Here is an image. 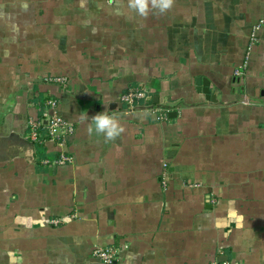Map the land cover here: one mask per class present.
Listing matches in <instances>:
<instances>
[{"label":"crops","instance_id":"obj_1","mask_svg":"<svg viewBox=\"0 0 264 264\" xmlns=\"http://www.w3.org/2000/svg\"><path fill=\"white\" fill-rule=\"evenodd\" d=\"M129 2L0 0V264H264V0Z\"/></svg>","mask_w":264,"mask_h":264},{"label":"built area","instance_id":"obj_2","mask_svg":"<svg viewBox=\"0 0 264 264\" xmlns=\"http://www.w3.org/2000/svg\"><path fill=\"white\" fill-rule=\"evenodd\" d=\"M255 34L252 35L251 40H254ZM56 82H64V77H56L52 79ZM148 96V93L144 88H135L130 89L127 92L123 93L120 99L129 106V109H132L134 105H136L141 99H144ZM46 106H48L47 110L44 111V117H47V130L48 134L52 139H63L68 135L73 134L75 127L58 112V104L55 98H48L45 102ZM149 111L159 113L161 119H165L167 117V110L163 108L156 109V106L150 107ZM162 114L164 116H162ZM31 136L33 139L36 138L37 133L36 129L39 126V121H31ZM49 161H45L48 163ZM73 162V157L70 155H60V157L54 160V163L58 165L71 163ZM119 249L115 247H105V246H95L91 250L92 257L98 259L103 264H113L118 258ZM219 264H230L228 261H221Z\"/></svg>","mask_w":264,"mask_h":264},{"label":"clouds","instance_id":"obj_3","mask_svg":"<svg viewBox=\"0 0 264 264\" xmlns=\"http://www.w3.org/2000/svg\"><path fill=\"white\" fill-rule=\"evenodd\" d=\"M172 0H151L153 8H158L160 12L171 7ZM129 8L134 10L140 16H146L148 11V0H130ZM93 126L89 127V133L95 131L97 134H103L105 139H115L120 135L123 129L118 125L117 120L105 113H98L93 117Z\"/></svg>","mask_w":264,"mask_h":264},{"label":"rangeland","instance_id":"obj_4","mask_svg":"<svg viewBox=\"0 0 264 264\" xmlns=\"http://www.w3.org/2000/svg\"><path fill=\"white\" fill-rule=\"evenodd\" d=\"M109 2H111V0H109ZM157 58H158V56H157ZM235 74L237 75L238 74V71H237V69L235 70ZM147 92V91H146ZM177 106V104H176V102H173V101H169V106H166V105H164V106H161V105H158V106H156V109L158 110L159 108H163V109H166L167 110V113H168V115H169V113L170 112H173V107H176ZM47 109H45V111H46ZM155 116H156V118L158 119V120H163V119H161L160 118V116H159V113L158 112H156L155 113ZM162 116H164L163 114H162ZM45 119H46V121H47V117H45Z\"/></svg>","mask_w":264,"mask_h":264},{"label":"water","instance_id":"obj_5","mask_svg":"<svg viewBox=\"0 0 264 264\" xmlns=\"http://www.w3.org/2000/svg\"><path fill=\"white\" fill-rule=\"evenodd\" d=\"M195 82H196V84L204 85L203 87H200V89L202 88V90H203L204 92H207V91H208V89H207V83L205 82V80H203V79L197 77ZM198 88H199V87H198ZM172 114H173V115H176L175 112H172V113H169V116H171Z\"/></svg>","mask_w":264,"mask_h":264}]
</instances>
